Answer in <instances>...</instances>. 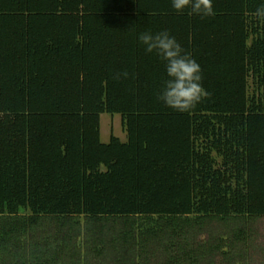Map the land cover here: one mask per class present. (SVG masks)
Returning <instances> with one entry per match:
<instances>
[{
  "label": "trees",
  "instance_id": "trees-1",
  "mask_svg": "<svg viewBox=\"0 0 264 264\" xmlns=\"http://www.w3.org/2000/svg\"><path fill=\"white\" fill-rule=\"evenodd\" d=\"M212 4L201 18L172 0H0V264L245 256L264 217V0ZM146 31L200 65L210 97L195 109L157 99L167 76ZM102 115L124 142H100Z\"/></svg>",
  "mask_w": 264,
  "mask_h": 264
},
{
  "label": "clouds",
  "instance_id": "clouds-1",
  "mask_svg": "<svg viewBox=\"0 0 264 264\" xmlns=\"http://www.w3.org/2000/svg\"><path fill=\"white\" fill-rule=\"evenodd\" d=\"M172 8L178 14L186 10L190 15L201 18L215 15L212 0H172ZM252 15L259 21H264V4L257 7ZM138 41L145 52L155 54L164 64L167 79L157 99L166 107L180 112H188L210 97V93L202 86V70L200 65L185 52L175 37L168 31L140 33ZM127 71L116 73L114 79H127Z\"/></svg>",
  "mask_w": 264,
  "mask_h": 264
},
{
  "label": "rangeland",
  "instance_id": "rangeland-1",
  "mask_svg": "<svg viewBox=\"0 0 264 264\" xmlns=\"http://www.w3.org/2000/svg\"><path fill=\"white\" fill-rule=\"evenodd\" d=\"M251 91L252 87L250 84L249 92ZM99 133L101 143H107L110 136L117 137L122 142L125 141V133L121 126L119 116L102 115L100 117ZM41 226L45 234L48 236L52 234L51 232L53 230L47 226V222H42ZM247 226L251 230L250 237L244 246L238 245L239 248H244L245 256L243 257L244 259L240 258V262L238 261L236 264H264V217L249 219ZM215 227L218 229L219 225L215 224ZM216 228H213V230H217ZM208 230V227L206 229L203 228V231L200 232L201 234L195 236V241L200 243L206 241V231ZM221 232L223 231L219 230V233ZM232 256L226 257L218 251L213 255L205 257L200 264H234L239 256L236 257L235 254Z\"/></svg>",
  "mask_w": 264,
  "mask_h": 264
}]
</instances>
